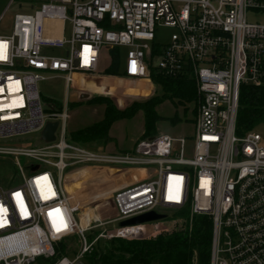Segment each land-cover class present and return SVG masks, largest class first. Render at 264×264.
<instances>
[{"label":"built area","instance_id":"1","mask_svg":"<svg viewBox=\"0 0 264 264\" xmlns=\"http://www.w3.org/2000/svg\"><path fill=\"white\" fill-rule=\"evenodd\" d=\"M248 14L257 18L249 21ZM160 27L173 30L162 46L155 40ZM115 47L126 48L125 77L146 78L154 69L194 81L191 146L161 133L128 150L90 149L67 139L66 98L58 111L42 108L39 82L59 77L80 96L78 75L95 73L102 49ZM54 48L60 54L46 52ZM0 55V155L13 157L21 176L18 185L0 187V264H77L85 256V233L103 222L93 213L82 223L65 184L71 171L88 167L109 171L113 182L115 175L151 169L126 186L113 185L115 217L108 221L129 230L114 236L162 232V219L118 226L147 212L182 216L175 224L207 216L209 264H264L262 136L254 128L236 133L241 86L264 85V0H50L13 16L10 34H0ZM48 121L58 122L52 142L1 144L41 133ZM73 236L82 241L76 257L58 254L56 246Z\"/></svg>","mask_w":264,"mask_h":264},{"label":"rangeland","instance_id":"2","mask_svg":"<svg viewBox=\"0 0 264 264\" xmlns=\"http://www.w3.org/2000/svg\"><path fill=\"white\" fill-rule=\"evenodd\" d=\"M50 0H0V34L8 35L12 30L13 16L16 13H28L34 9H39L41 4L48 3ZM257 16L248 14L247 19L252 21ZM61 27L64 30V36L69 35V23L65 21ZM172 29L160 27L155 35L156 43L160 46L166 44L169 40ZM119 53V68L121 69L124 60L126 48L115 47ZM59 49H49L51 55L60 54ZM118 55L111 49H102L98 70L95 73H83L78 77L81 86L88 94V98L80 99L77 96L75 88H65L64 81L57 77H50L38 83V90L42 102V108L47 111H58L64 105L65 98L67 102V112L69 118L66 123L67 139L72 141L70 136L76 130L89 126L103 117L105 105L99 103L105 100L117 111H126L133 105L148 103L149 112L145 115L144 111H137L132 117L115 121L108 130V136L113 140L108 143L94 141L92 143L82 144L90 149H106L112 151H121L130 149L133 144L146 137H151L161 133L169 134L173 137H183L187 146H191L194 138V119L195 104L194 101H179L178 98L165 97L162 87L148 77L142 79H132L124 75H110L105 71L116 65L115 60ZM117 67V65H116ZM118 70V67H117ZM95 75V76H94ZM146 90L148 92H146ZM97 99V102L95 101ZM146 117V118H145ZM145 121L148 122V130L145 128ZM262 136V145L264 146V124L260 123L254 127ZM2 145L30 144L31 146L42 145L40 133H29L10 140H2ZM74 142V141H72ZM22 166L27 165V159L20 158ZM89 169L71 171V176L65 187L71 204L75 205V214L81 217L82 223L86 222L93 213L97 214L103 224L92 225L85 233L89 250L83 258L78 259L77 264H89L86 259L88 255L97 258L98 253L102 255L107 253L110 247L114 246V239H125L122 236L127 231H119L113 220L115 212L111 200L113 187H122L130 182L136 181L140 175L148 174L151 169H135L128 171L123 175L113 176L109 171L103 169ZM26 170V169H25ZM88 172V173H87ZM110 175V177H109ZM21 182V176L10 155H0V187L18 185ZM114 185V186H113ZM83 212V213H82ZM168 212V216L162 219V232H171L178 228L175 221L180 219V215ZM81 215V216H80ZM188 227L192 223L189 220H181ZM180 226H182L180 224ZM117 235V236H114ZM158 235V234H155ZM148 236V235H147ZM154 238V236L149 237ZM146 238V239H149ZM132 240V239H131ZM62 255L74 258L82 248V241L79 237L73 236L63 239L57 246Z\"/></svg>","mask_w":264,"mask_h":264},{"label":"trees","instance_id":"3","mask_svg":"<svg viewBox=\"0 0 264 264\" xmlns=\"http://www.w3.org/2000/svg\"><path fill=\"white\" fill-rule=\"evenodd\" d=\"M114 67L106 69L110 75H124L119 68V53L116 48ZM118 72V73H117ZM150 78L162 87L165 97L178 98L179 101H194L196 86L194 81L185 78H168L154 69ZM146 92H148L146 90ZM97 102V99H95ZM99 103L105 105L101 120L76 130L71 134L72 141L79 144L102 141L108 143L113 139L108 136L111 125L117 121L132 117L137 111L142 110L146 115L150 110L148 103L133 105L126 111H117L105 100ZM146 118V117H145ZM148 130V122L145 121ZM264 124V85L260 87L243 85L240 88L239 106L236 119V133ZM183 222H177V229L171 232L159 233L154 238L122 240L114 239V246L107 253H98L97 258L88 255L89 264H209L211 247V222L207 216H195L191 227ZM180 224L182 226H180ZM57 253L61 254L57 249Z\"/></svg>","mask_w":264,"mask_h":264},{"label":"water","instance_id":"4","mask_svg":"<svg viewBox=\"0 0 264 264\" xmlns=\"http://www.w3.org/2000/svg\"><path fill=\"white\" fill-rule=\"evenodd\" d=\"M85 98H88V94L83 93L80 95V99H85ZM57 125H58L57 121H48L40 133L41 140L46 143L54 141L55 139L54 133L57 128ZM164 218H166L165 214H158L152 211V212L143 213L135 217L120 221L118 223V226L119 227L134 226V225H139V224H143L146 222L161 220Z\"/></svg>","mask_w":264,"mask_h":264},{"label":"snow or ice","instance_id":"5","mask_svg":"<svg viewBox=\"0 0 264 264\" xmlns=\"http://www.w3.org/2000/svg\"><path fill=\"white\" fill-rule=\"evenodd\" d=\"M4 58L2 55H0V59Z\"/></svg>","mask_w":264,"mask_h":264},{"label":"crops","instance_id":"6","mask_svg":"<svg viewBox=\"0 0 264 264\" xmlns=\"http://www.w3.org/2000/svg\"><path fill=\"white\" fill-rule=\"evenodd\" d=\"M120 71L122 72V66H121V69H120ZM95 76V75H94Z\"/></svg>","mask_w":264,"mask_h":264}]
</instances>
